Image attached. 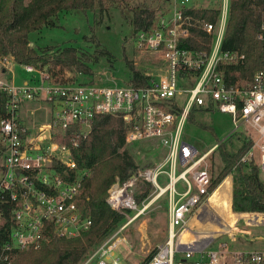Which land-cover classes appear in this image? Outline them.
<instances>
[{
  "label": "built area",
  "instance_id": "1",
  "mask_svg": "<svg viewBox=\"0 0 264 264\" xmlns=\"http://www.w3.org/2000/svg\"><path fill=\"white\" fill-rule=\"evenodd\" d=\"M188 1L176 2L152 26L134 33L136 50L156 61L154 69L141 70L149 76L142 84L132 82L133 74L130 81H118L109 70L94 74L90 82H56L46 69L31 64H23L32 76L22 84L0 76V94H7L4 112L0 108V264H13L20 251L39 249L54 237H73L90 228L92 219L82 215L77 203L89 170L77 169L72 148L88 137L97 115L122 117L129 125L128 145L141 143L160 152L148 151V158L138 162L143 165L130 178L117 179L110 186L107 202L127 222L79 264H90L98 252L104 258L95 264H121L114 253L119 240L115 235L153 202L147 197L140 205L134 197L135 187L143 180L154 186L153 200L167 196L169 213V237L147 264H184L177 254L188 215L198 216L215 192L209 190L213 177L206 158L216 147L199 155L198 148L183 139L184 125L194 108L230 113L233 132L242 126L249 133L256 131L257 138L251 135L253 148L260 151L258 164L264 175V69L257 70L246 85L239 75L227 72L229 65L246 57L239 50L224 49L231 0L222 1L215 23H195L184 12L190 7ZM197 25L212 36L208 49L184 46ZM258 38L264 40V21ZM0 61L8 71L17 63L11 57ZM36 99L48 103L52 115L35 132L21 117V108L23 102ZM67 137L70 143L64 141ZM179 182L183 190L178 189ZM228 247L224 241L193 264H219L220 257L230 252ZM230 253L235 264H264V252ZM193 254L190 249L185 258Z\"/></svg>",
  "mask_w": 264,
  "mask_h": 264
},
{
  "label": "trees",
  "instance_id": "2",
  "mask_svg": "<svg viewBox=\"0 0 264 264\" xmlns=\"http://www.w3.org/2000/svg\"><path fill=\"white\" fill-rule=\"evenodd\" d=\"M108 1L118 0H0V58L9 56L17 63L46 69L56 82L73 80V77L66 76L68 71L91 77L95 72L93 65L100 61V57L111 55L107 49L98 46L91 53L74 45L36 48L31 45L30 34L44 26H57L60 15L72 10L98 8L103 14ZM131 11L133 34L149 28L164 14L159 8L147 5L132 6ZM184 12L191 15L195 23L198 20L215 23L220 14L219 8L192 6ZM263 21L264 0H231L224 49L239 50L246 57L238 64L229 65L227 72L231 76L239 75L243 85L251 80L257 70L264 69V40L258 38ZM198 25L184 46L208 49L212 36ZM108 59L111 60L110 57ZM128 63L133 70L132 82L137 85L146 82L149 76L138 70L133 61L128 60ZM5 74L7 71L3 67L0 75ZM6 97L7 94H0L1 112H4ZM196 111V108L192 109L189 119H194ZM201 111L205 109L201 108ZM128 130L129 125L122 117L100 114L93 119L88 137L78 147L72 148L77 169L89 170V175L82 182L77 203L82 215L92 219L90 228L77 236L54 237L39 249L22 250L13 264H79L91 248L97 247L117 230L125 216L107 202L109 188L117 179L126 181L143 165L137 162L126 143ZM64 141L70 143L69 137ZM217 144L213 151L219 150L223 165L216 176L212 175L210 192L215 191L228 175H233L232 211L264 213L262 170L254 158L242 160L253 147V138H245L236 151L228 149L226 140ZM63 174L66 175L65 172ZM153 189L152 183L140 181L134 189V197L141 205ZM157 249L140 264H147Z\"/></svg>",
  "mask_w": 264,
  "mask_h": 264
},
{
  "label": "rangeland",
  "instance_id": "3",
  "mask_svg": "<svg viewBox=\"0 0 264 264\" xmlns=\"http://www.w3.org/2000/svg\"><path fill=\"white\" fill-rule=\"evenodd\" d=\"M29 0H26L28 2ZM118 0L116 2L108 1L107 9L102 14L98 8L95 10H72L60 15L59 24L57 26H44L42 29L32 32L30 34L31 45L36 48L52 45L55 47L74 45L80 47L84 51L94 53L98 46L107 49L111 55L101 56L100 61L93 65L94 74H98L103 70H109L118 81H130L133 70L130 68L128 60L133 61L136 68L142 71L154 69L152 57L148 54H141L136 50L135 41L133 39V30L131 24L132 11L131 7L135 5H147L159 8L162 13L168 14V10L172 9L176 0ZM223 0H189L188 5L192 7H209L220 8ZM9 57V56H8ZM111 58L108 59V58ZM3 59V58H0ZM2 61V60H1ZM0 61V73L3 65ZM150 68V69H149ZM6 69V68H5ZM7 71L4 78L14 79L17 84H22L29 78L32 73L28 72L23 64H12L11 71ZM93 74V75H94ZM89 75H81L80 73L66 72L67 77H73L71 81L90 82ZM2 76V75H0ZM27 101L23 104L27 122L33 131H37L38 126L50 121V113L45 107L50 108L46 102ZM22 110V108H21ZM34 110V113L26 112ZM242 126L238 131H234V122L232 115L228 112L221 111L217 108L212 110L205 109L201 111L197 108L194 113V119H189L184 125L183 139L199 150V155L207 152L218 146V142L227 141V147L230 151H236L246 138L258 137L256 131L244 130ZM252 135V136H251ZM217 145V146H216ZM130 147L131 152L135 155L137 162L141 163L148 158V151L153 154H158L160 148L152 150L150 146L136 143ZM141 150L142 155L137 151ZM254 152V155H251ZM246 158H254L256 162H260V151L257 147H252L250 151L244 156ZM243 157V158H244ZM242 158V160H243ZM213 176H216L222 168L223 161L219 150L212 151L206 158ZM181 170V166H179ZM191 178V175H189ZM262 178L263 175H262ZM231 175L223 180L219 192L214 198H210L208 204L204 205L198 217V224L206 227L203 235L210 238H215V242L210 244V250L218 249L219 244L227 241L230 252L235 251H260L264 252V225H253L250 227L249 235L237 234L236 241L233 236H229L234 230L236 223L238 227H243L245 230L249 228L250 215L252 213L237 214L232 213L231 205ZM194 189H197L193 182ZM218 187V188H219ZM178 189L183 190V182L178 183ZM149 194L147 201H153L152 204L125 229L115 235V240L119 238L117 246L114 248L116 257H119L121 264H140L151 252H153L159 245L163 244L168 238L169 231V213H168V198L162 195L160 198L153 200L154 195ZM142 205V204H141ZM143 207V206H142ZM132 212L131 214H133ZM191 215H188V218ZM235 220V221H234ZM127 222L124 218L123 222L119 224L117 230L111 235H114L121 226ZM233 224H232V223ZM224 223L229 224L223 228ZM247 223L249 225H247ZM244 225V226H242ZM248 231V230H247ZM246 234L247 232L244 231ZM110 235V236H111ZM109 236V237H110ZM107 237L106 239H108ZM105 239V240H106ZM97 247L89 250L84 259L91 257L96 251ZM227 252L223 257H220L219 264H235V259L232 253ZM195 257H199V253L195 252ZM104 258L101 252L92 258L90 264H95L99 259ZM195 259V258H193ZM191 260V259H188ZM111 262V260H109Z\"/></svg>",
  "mask_w": 264,
  "mask_h": 264
},
{
  "label": "crops",
  "instance_id": "4",
  "mask_svg": "<svg viewBox=\"0 0 264 264\" xmlns=\"http://www.w3.org/2000/svg\"><path fill=\"white\" fill-rule=\"evenodd\" d=\"M6 75V74H5ZM3 77V76H2ZM28 101H36V102H38V103H41V102H39V101H42V102H45V101H43V100H39V99H36V100H28ZM27 101H25V102H23V104H25ZM23 104H22V110H21V117L23 118V120H24V122L29 126V127H31L30 126V124L27 122V118H26V115H24L25 114V110L23 109ZM50 106V105H49ZM46 108V110L50 113V119H51V115H52V112H51V107L50 108H48L47 109V107H45ZM34 110H29V111H26V112H30V113H34L33 112ZM32 128V127H31ZM230 176V175H229ZM226 178H228V176L226 177ZM225 178V179H226ZM231 182H232V193H231V205H230V209H231V212L232 213H234L233 211H232V199H233V175H231ZM223 183V182H222ZM221 183V184H222ZM221 184L219 185V186H221ZM218 186V187H219ZM218 189V190H217ZM216 190H215V192H214V194L212 195V197L211 198H214L215 196H216V194L219 192V189H220V187L219 188H217ZM238 214V213H237ZM239 214H243V213H239ZM235 221V220H234ZM250 221L251 222H255V221H253V220H251V218H250ZM198 222H199V220H198V217H196V216H193V215H191L190 217H189V219H188V228H187V230H185L183 233H182V235H181V241H182V245H181V248H180V251L178 252V254H177V257L178 258H180V259H182V260H184V264H193L194 263V261L195 260H199V259H201V258H203L204 257V255H206V252L207 251H209L210 249H208L209 248V246H210V244H213L214 242H215V238H210L209 237V235L206 237V236H204L203 235V233H204V231H205V229H206V227L204 228V226L202 227V226H200L199 224H198ZM232 223V222H231ZM234 223V222H233ZM232 223V224H233ZM222 225H224V227L223 228H226V226H228L229 224H224V223H222L221 224V226ZM247 225H249L248 223H247ZM235 226V228H234V230L235 229H237V232L238 231H240V232H238V233H234V231H231L230 232V234H228L229 236L231 235V236H233V240H235L236 241V239H237V234H242V235H249L250 234V227L251 226H253V224H251L250 223V226H249V228H246L247 230H245L243 227H238L239 226V224H237L236 223V225H234ZM242 226H244V225H242ZM244 231H246L247 233L246 234H244L245 232ZM201 232H203V233H201ZM230 236V237H231ZM168 237H169V235H168ZM168 239V238H167ZM166 242V241H165ZM221 244V243H220ZM219 244V245H220ZM190 249H194V254H193V257L191 258V260H188L187 258H185V254H186V252L188 251V250H190ZM230 251V250H229ZM195 252H198L200 255H199V257H195ZM193 258H195V259H193Z\"/></svg>",
  "mask_w": 264,
  "mask_h": 264
},
{
  "label": "water",
  "instance_id": "5",
  "mask_svg": "<svg viewBox=\"0 0 264 264\" xmlns=\"http://www.w3.org/2000/svg\"><path fill=\"white\" fill-rule=\"evenodd\" d=\"M89 128H87L88 130ZM251 215L258 217L259 221L252 223L253 225H264V213H252Z\"/></svg>",
  "mask_w": 264,
  "mask_h": 264
},
{
  "label": "bare ground",
  "instance_id": "6",
  "mask_svg": "<svg viewBox=\"0 0 264 264\" xmlns=\"http://www.w3.org/2000/svg\"><path fill=\"white\" fill-rule=\"evenodd\" d=\"M217 190H218V189H217ZM217 190H216V191H217ZM231 193H232V185H231ZM249 217H250V218H251V220H253V221H256V222H258V221H259V220H258L259 218H258V217H256V216L250 215Z\"/></svg>",
  "mask_w": 264,
  "mask_h": 264
}]
</instances>
